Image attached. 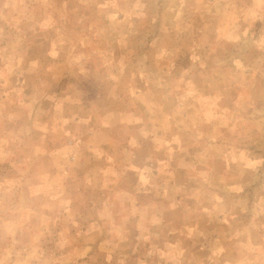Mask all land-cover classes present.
Returning <instances> with one entry per match:
<instances>
[{"label":"rangeland","instance_id":"374dc122","mask_svg":"<svg viewBox=\"0 0 264 264\" xmlns=\"http://www.w3.org/2000/svg\"><path fill=\"white\" fill-rule=\"evenodd\" d=\"M234 1L0 0V264H264V150L210 143L264 86Z\"/></svg>","mask_w":264,"mask_h":264},{"label":"crops","instance_id":"0c3cea01","mask_svg":"<svg viewBox=\"0 0 264 264\" xmlns=\"http://www.w3.org/2000/svg\"><path fill=\"white\" fill-rule=\"evenodd\" d=\"M254 1L255 0H250V2H247V0H243V3L246 4V7L248 5V7L251 9V13H260V14L264 13V6H261V4L256 5ZM228 2L230 4L229 5L230 10L228 9L229 13L238 11L239 5H237L234 0H228ZM252 4H254L255 6L254 8H252ZM240 9H242L243 12L247 10L246 8L245 9L240 8ZM240 23L242 27H245V25L247 26L249 24L248 21L247 22L243 21ZM257 23L259 27L261 26V23H263V25L260 28L264 29V20H262V22L260 20ZM244 33L245 32H242V33H239L238 35L240 36L241 34H244ZM230 38H233V37H230ZM234 39H227V43L234 42ZM258 40L260 41V43L262 42V45H264V36L258 37ZM261 54H264V49L261 50V48H259L258 55L260 56ZM227 70H229V64H228ZM215 72H216L215 73L216 75H220V73H224L223 71H219V70H216ZM260 72L264 73V70L261 69ZM227 73L229 74V72ZM253 87L254 89L252 91L254 92L256 91L258 94L257 99H255L256 97L253 96L254 101H255L254 106H251L250 111H249V109H246L247 106H245V103L244 104L241 103L240 107L237 110L238 114L236 118H240L238 121V125L242 126V132H243L241 134H237V138H236V133L234 131L235 123L231 120V119L235 120L234 119L235 114H233L231 118H229L226 115V117H224L225 119L223 122H222V119L220 120L219 116H217L213 120L211 119L212 120L211 124L213 126L212 130H214L213 132H217V136L216 134H213V132L210 134V139H211L210 143L212 146V150L215 148L217 151H221L219 153L220 157L233 158V157L239 156L242 158H247V161L245 162L242 161L243 163L238 162L239 164L238 167L245 168V169L253 168L256 165L255 162H253L252 164L251 160H249V157H251L254 154H257L256 152L252 153L251 148H254V150H257L258 152L264 150V135H263L264 134L263 132L264 131V86L258 83V85L253 84ZM241 100H245V98H241ZM249 100H251V98ZM221 104L224 105L225 103L221 101ZM250 105H251V102H250ZM225 130H227L226 134H228L225 139H228L229 141H237V144L232 143V144L226 145V147L224 148L223 147L220 148L219 146L221 145L219 143L220 140L218 138V132L221 133L222 131H225ZM248 140L254 141L253 147H250L249 144L244 143L245 141H248ZM259 154H263V153H259Z\"/></svg>","mask_w":264,"mask_h":264}]
</instances>
